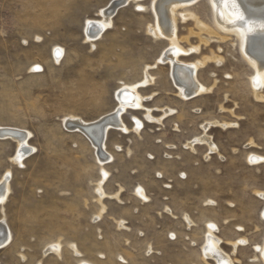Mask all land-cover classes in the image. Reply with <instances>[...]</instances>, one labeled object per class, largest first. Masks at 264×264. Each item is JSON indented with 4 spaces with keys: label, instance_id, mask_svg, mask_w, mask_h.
<instances>
[{
    "label": "rangeland",
    "instance_id": "1",
    "mask_svg": "<svg viewBox=\"0 0 264 264\" xmlns=\"http://www.w3.org/2000/svg\"><path fill=\"white\" fill-rule=\"evenodd\" d=\"M111 1L0 0V128L28 132L32 148L16 165V143L0 141V178L11 172L0 218L12 236L0 264H264V103L253 97V69L237 39L218 28L208 0L176 11L180 47L198 48L179 60L223 59L196 72L211 92L181 101L170 65L158 62L169 42L150 33L154 0L119 5L111 26L86 39V23L101 22ZM188 14L207 31L184 21ZM147 68L152 82L142 87ZM134 85L144 109L122 113L127 133L107 131L111 160L100 165L63 119L95 122L117 109L120 88ZM167 109L173 112L163 117ZM204 136L211 151L189 147ZM102 170L108 177L99 203ZM138 188L147 201L135 197ZM210 223L218 254L208 250ZM58 242L60 259L44 254Z\"/></svg>",
    "mask_w": 264,
    "mask_h": 264
},
{
    "label": "bare ground",
    "instance_id": "2",
    "mask_svg": "<svg viewBox=\"0 0 264 264\" xmlns=\"http://www.w3.org/2000/svg\"><path fill=\"white\" fill-rule=\"evenodd\" d=\"M137 1L139 0L111 1L101 11V16L103 18L101 22L93 23L91 21H88L86 23V27H85L86 39L90 42L95 41V39L99 37V35L103 32L105 28L111 26L110 25L111 18L119 5L122 4L127 5L128 2L137 3ZM198 1L199 0H154L152 5V11L155 17L156 24L150 30V33L156 39L167 40L170 45V48L161 56L158 62L161 64L167 63L170 65L171 78L174 84L177 86L178 89L177 97L181 101H187L191 98L199 97L210 93L212 88H207L202 84H200L199 81H197V79L195 78L196 72L200 68H203L207 63H209V61L218 65L223 60L222 58L214 57L215 55L212 58H206L205 60L203 59L193 64H185L179 60V56L181 54L187 55L189 54V51L197 52L198 48L185 50L182 47H180L176 37V27H175L176 25H175L174 16L178 9L188 7ZM208 1L210 4L213 19L217 24L218 28L225 34L233 35L237 39V42L240 46L239 49L241 51L243 58L253 69V76L250 77L249 80L252 91L254 93L253 97L255 98L256 101L264 103V94L262 93L264 89V27H261V22L264 21V0H236L239 14H237V11H234L232 9L231 0H229L228 3H224L223 0H208ZM139 8L142 9L143 7H139ZM182 19L184 21H186V19H192L195 21L197 25L196 27H198L200 31H207V29L201 23L198 22V18L194 14L184 15L182 16ZM244 21H248V23H244ZM58 51L59 53L62 52L58 48L53 50V54H54L53 57L55 62H57L55 54ZM148 70L149 69L147 68L144 72V81L140 84V86L142 87L149 85V83L152 82L148 74ZM254 79L256 80L258 87L253 86ZM137 88H138L137 85L120 88L116 92V99L118 101L117 109L114 112L105 115L104 117H102L101 119L95 122L85 123L82 120L73 116L63 119L66 128L77 131L89 141V144L92 146L93 150L95 151L96 158L100 163V165H104L111 160V156L106 152L104 146L105 145L104 139L107 131L117 130L122 133H127L128 128L124 125L122 121L121 118L122 113L126 111L127 108L129 109L131 108L133 111H137V110L139 111L144 109L143 102L145 98H143L139 94ZM172 112L173 111L170 109L165 110L163 117L164 115L170 116ZM146 118L149 121L152 120L150 115V110H147ZM135 124L136 126L134 127V129L136 132H138L141 125L137 119ZM210 125L211 124L203 125L202 126L203 131L208 130ZM227 126H228L227 124L221 125L222 128H225ZM29 136L30 134L25 131L23 132L11 128H0V141L12 140L16 143L17 150L14 158L11 159L12 163L19 165L26 156V154L32 151V148H30L31 146L29 147L28 145ZM197 144L207 146V148H209L210 151L211 148L213 147L210 138L205 136L199 138L198 140L196 139L194 142L188 145L191 149H193V146ZM249 158H252L253 160H260L259 157L254 155H250ZM10 174L11 172L7 170L0 178V201H2L0 202L1 212H3V205L8 197V194L10 193V184H9ZM101 176H102L101 181L98 184V188H97L99 203H101L102 199L105 197L104 191L102 190V186L105 180L107 179L108 174L104 170H102ZM138 189L135 191V197H137L142 201H147V197L145 195L144 190H142L141 188L140 189L141 191L138 192ZM100 205H101L100 208L102 210L100 214L96 215L95 219L97 220L99 218L101 219V216L103 215V213H105L104 212L105 207L102 204ZM261 217L263 218L264 221V211ZM120 225H122L121 222ZM209 225H207L208 226L207 236L205 235L206 241L208 243L207 244L209 248L208 250L210 252H213L214 254L215 253L218 254L217 244L219 240L217 241L211 236L213 228H209ZM11 238H12L11 232L5 222V217L3 216L2 218H0V249L7 246L11 241ZM241 244L239 243V245ZM71 249L75 257L80 256L79 255L80 253L76 247L71 246ZM258 249L260 251L261 257L263 258V262H264V244L261 248ZM49 252H53L56 255V257L60 259L62 255L61 244L58 242L53 245H50L49 247L46 248L44 254H47ZM21 257L23 260H25L24 256ZM226 259H224L226 264H232L231 261H229L230 259L227 260ZM214 260L216 261V259ZM37 264H42V263L39 262ZM80 264H90V263L80 262Z\"/></svg>",
    "mask_w": 264,
    "mask_h": 264
},
{
    "label": "snow or ice",
    "instance_id": "3",
    "mask_svg": "<svg viewBox=\"0 0 264 264\" xmlns=\"http://www.w3.org/2000/svg\"><path fill=\"white\" fill-rule=\"evenodd\" d=\"M223 2L224 3H228L229 2V0H223ZM231 7H232V9L234 10V11H237V14H239L238 13V5L236 4V0H231ZM244 23H248V21H244ZM261 27H264V21H262L261 22ZM60 53H59V51L57 52V55H59ZM253 86L254 87H258V84H257V82H256V80L254 79L253 80ZM106 175V174H105ZM139 191H141L140 189H138V192ZM0 202H2V201H0ZM209 203H211V201H209ZM214 227V225H209V228H213ZM241 243H243V241H241Z\"/></svg>",
    "mask_w": 264,
    "mask_h": 264
}]
</instances>
